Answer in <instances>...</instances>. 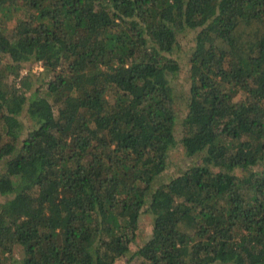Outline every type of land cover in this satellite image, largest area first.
<instances>
[{
  "label": "trees",
  "instance_id": "1",
  "mask_svg": "<svg viewBox=\"0 0 264 264\" xmlns=\"http://www.w3.org/2000/svg\"><path fill=\"white\" fill-rule=\"evenodd\" d=\"M130 255L264 264V0H0V264Z\"/></svg>",
  "mask_w": 264,
  "mask_h": 264
},
{
  "label": "rangeland",
  "instance_id": "2",
  "mask_svg": "<svg viewBox=\"0 0 264 264\" xmlns=\"http://www.w3.org/2000/svg\"><path fill=\"white\" fill-rule=\"evenodd\" d=\"M196 32H189L185 35L180 36L179 42H180V49L178 52L175 53L176 58L181 62L183 65V70L180 72V74L174 78L173 80V86L178 90V93L187 92L189 90L190 86V73H189V64L187 63V59L189 56L190 49L193 45V40L195 37ZM34 73L36 75H39L40 73H43V68L41 65H38L34 67L33 69ZM179 109L185 110V102L179 101L178 102ZM26 121V119H24ZM172 163L169 168V171L167 172V176L163 178L164 181L168 180L169 178L176 175L178 170H182L190 165L189 160L184 154V150L181 145L173 152L172 155ZM152 222L153 219L150 215L147 213H144L141 217L140 221V229L138 231V236L136 242L131 246V254H134L141 245H143L148 238L150 237L152 233ZM22 254H19V257H21ZM117 264H141L140 261L132 259V255L122 258L117 262ZM219 264V263H217Z\"/></svg>",
  "mask_w": 264,
  "mask_h": 264
}]
</instances>
